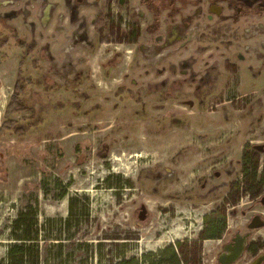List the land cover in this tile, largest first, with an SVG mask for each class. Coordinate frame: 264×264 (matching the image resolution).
<instances>
[{"label": "rangeland", "instance_id": "rangeland-1", "mask_svg": "<svg viewBox=\"0 0 264 264\" xmlns=\"http://www.w3.org/2000/svg\"><path fill=\"white\" fill-rule=\"evenodd\" d=\"M113 13L110 26H0V264L20 239L40 264H159L170 246L181 264H221L225 231L264 213V74L251 61L242 78L160 73L189 50L151 56L126 6ZM22 58L30 109L11 118L34 125L2 132ZM248 244L231 264L264 253V228Z\"/></svg>", "mask_w": 264, "mask_h": 264}, {"label": "flooded vegetation", "instance_id": "flooded-vegetation-1", "mask_svg": "<svg viewBox=\"0 0 264 264\" xmlns=\"http://www.w3.org/2000/svg\"><path fill=\"white\" fill-rule=\"evenodd\" d=\"M115 2L126 6L128 26H139L138 35L149 36V55L157 53L152 47L162 45L173 46L177 54L189 50L185 58L169 70L159 69L160 73L184 78H242V63L251 61L247 69L264 74V0H0V26H110ZM201 91L209 93L211 88L204 86ZM258 147L264 151V144ZM255 178L262 186L256 199L264 206L259 163ZM139 217L146 219L145 208ZM251 222L261 225L251 229ZM261 228L264 213L256 212L246 232L225 231L220 240L223 250L238 232L249 234L246 248L250 236ZM250 264H264V253L256 251Z\"/></svg>", "mask_w": 264, "mask_h": 264}, {"label": "trees", "instance_id": "trees-1", "mask_svg": "<svg viewBox=\"0 0 264 264\" xmlns=\"http://www.w3.org/2000/svg\"><path fill=\"white\" fill-rule=\"evenodd\" d=\"M4 28L8 29L9 26H4ZM11 29V28H10ZM17 35V34H15ZM6 36H0V42L4 43L7 40ZM17 41L19 44L26 50L27 52L32 50V47L29 45V43L25 40H22L20 37L17 36ZM114 57L110 60L111 66H116L117 61L113 63ZM24 58H22L19 62L18 66V72H17V79L16 84L14 86L13 94L11 96V101L7 105L5 110V116L7 120L4 122V124L1 127V131H14L19 132L20 134H23L27 131V129L34 125V123L31 122V124L28 125L26 128L25 126L19 124V121L11 118L15 114L19 113H25L27 112L30 107L27 106L24 93L26 91V82L27 77L24 74ZM60 88V86H50V89L56 90ZM38 122L41 123L42 119H38ZM128 184H130V181H127ZM19 242L11 243L8 246L7 251V264H27L29 261H33V264H40V247L39 244L34 241L35 239H20ZM169 261L167 262H160L159 264H181V259L179 258V255L177 251L175 250L174 246H170L169 248ZM115 264H137L135 262V258H130L123 260L121 262L115 263Z\"/></svg>", "mask_w": 264, "mask_h": 264}, {"label": "water", "instance_id": "water-1", "mask_svg": "<svg viewBox=\"0 0 264 264\" xmlns=\"http://www.w3.org/2000/svg\"><path fill=\"white\" fill-rule=\"evenodd\" d=\"M258 216H255L256 219ZM254 221V220H253ZM261 224H254L251 222L249 227L251 229L259 227ZM249 235V234H248ZM248 235H241L239 232L233 238L232 243L224 247V251L218 256L221 264H231L235 262L244 252Z\"/></svg>", "mask_w": 264, "mask_h": 264}, {"label": "crops", "instance_id": "crops-1", "mask_svg": "<svg viewBox=\"0 0 264 264\" xmlns=\"http://www.w3.org/2000/svg\"><path fill=\"white\" fill-rule=\"evenodd\" d=\"M63 138H66V136H64ZM63 138H61V139H63ZM60 139V140H61ZM64 140H62V142H63ZM77 141L78 140H76V139H74L73 140V138H71V139H69V140H65V143L64 144H62L61 146L62 147H64L63 149H64V151H65V147L67 146V144H70V143H72V142H76L77 143ZM96 152H98L99 153V155H101V153H102V151H101V149L99 148V146H97L96 147V149H95V154H96ZM104 156V155H103Z\"/></svg>", "mask_w": 264, "mask_h": 264}]
</instances>
